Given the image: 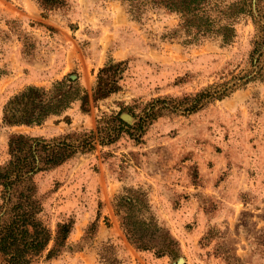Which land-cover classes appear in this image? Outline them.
I'll return each mask as SVG.
<instances>
[{
    "label": "rangeland",
    "instance_id": "obj_1",
    "mask_svg": "<svg viewBox=\"0 0 264 264\" xmlns=\"http://www.w3.org/2000/svg\"><path fill=\"white\" fill-rule=\"evenodd\" d=\"M246 2L251 14L224 44L186 42L174 34L181 15L153 0H68L48 13L38 0H0V168L14 133H71L79 142L102 117L133 115L115 142L34 176L43 220L52 229L74 222L64 250L38 264H103L114 250L126 264H264V0ZM110 60L126 62L121 90L91 99L89 111L77 101L42 125L4 123L5 105L25 88L72 74L92 93ZM249 71L261 78L188 111L187 96L214 93ZM157 99L178 107L141 130L135 123ZM127 189L147 193L148 211L173 240L167 252L128 240L115 209Z\"/></svg>",
    "mask_w": 264,
    "mask_h": 264
},
{
    "label": "trees",
    "instance_id": "obj_2",
    "mask_svg": "<svg viewBox=\"0 0 264 264\" xmlns=\"http://www.w3.org/2000/svg\"><path fill=\"white\" fill-rule=\"evenodd\" d=\"M38 2L48 13L66 6L68 0ZM153 3L181 15L180 27L174 34L183 32L188 37V43L220 37L224 44H230L237 35L236 23L239 17L252 12L246 0H153ZM125 71V61L110 60L100 68L92 93L80 84L78 76L72 77V74L57 80L50 87L29 86L7 102L3 121L14 126L42 125L51 116L63 115L77 101L81 102L84 111H89L91 99L99 101L121 90ZM254 72L234 76L232 81L214 93L206 95L204 90L194 96H187L184 100L188 101V111L201 108L211 99L222 98L229 89L261 78L259 71ZM3 74L0 57V79ZM173 102L157 99L149 103L144 109V116L135 125L143 130L160 114L177 108L178 103ZM65 118L70 120L67 116ZM124 126H129V122L118 114L99 119L97 130L87 132V137L79 142L71 139V133L62 139H47L23 132L11 135L10 159L0 168V264H38L45 253L47 259H52L64 250L74 222H59L52 229L43 220L41 214L44 206L34 176L62 165L78 152L93 150L97 142H115L126 131ZM127 192L118 197L115 209L121 217V225L128 240L139 249L167 252L169 246L174 244L173 240H169L167 234H162L155 216L148 211L150 206L147 193L134 189H127ZM146 212L148 215H145ZM109 246L115 249L113 244ZM101 261L103 264H126L115 250L110 254L103 253Z\"/></svg>",
    "mask_w": 264,
    "mask_h": 264
},
{
    "label": "water",
    "instance_id": "obj_3",
    "mask_svg": "<svg viewBox=\"0 0 264 264\" xmlns=\"http://www.w3.org/2000/svg\"><path fill=\"white\" fill-rule=\"evenodd\" d=\"M77 75H72V77H76ZM125 120H127L128 121V119H127V117L128 118H132V116L131 115H129L128 113H125L124 114V116H122Z\"/></svg>",
    "mask_w": 264,
    "mask_h": 264
}]
</instances>
